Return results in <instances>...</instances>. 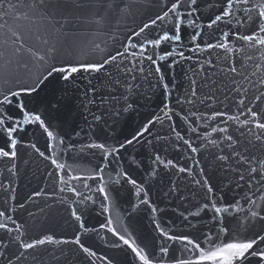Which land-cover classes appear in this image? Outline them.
I'll return each instance as SVG.
<instances>
[{"label": "snow or ice", "instance_id": "6c2138e0", "mask_svg": "<svg viewBox=\"0 0 264 264\" xmlns=\"http://www.w3.org/2000/svg\"><path fill=\"white\" fill-rule=\"evenodd\" d=\"M149 3L154 7L152 15L124 33L119 47L108 50L94 45L91 51L99 53L98 59L62 58L54 44L43 51L25 47L17 32L12 33L11 50L7 40L0 44V81L3 82L0 86V161L10 162L8 171L14 175L18 149L29 147L54 166L56 172L49 175H56L57 183L63 185L60 191L80 198L74 205L83 204L85 200L97 203L93 196L84 197L74 182L97 195L99 207L106 212L111 193L117 191L115 185L123 181L135 189L138 204L134 210L143 204L156 214L158 209L152 204L144 182H138L132 175L133 166L139 169L144 161L130 155L126 169L122 150L142 140L152 144L145 137L152 135L151 128L156 123H162L161 115L148 118L130 138L115 145L92 139L96 128L102 130L109 121L116 123L123 114L133 110L132 97L138 93L142 82L153 77L156 81L153 86L161 91L160 111L163 119L170 122L175 140L191 154L211 150L210 164L221 174L219 181L211 183L198 160L199 172L195 173L192 167L181 166L178 161L153 152L150 177L158 174L160 166L176 169L191 176L202 190L203 202L194 204V211L185 209L179 213L191 231L173 232L154 221L159 236L146 241L126 228L127 235L122 234L112 226L111 218L106 224H100V229H106L117 238L111 247L123 250L126 246L135 264H264V0H34L32 7L45 10L43 18L55 24L59 35L67 36L65 29L73 22L101 31L117 15L144 16ZM7 7L12 6L0 0V10ZM57 15L60 20L55 19ZM118 39L120 37H113L114 41ZM185 49L197 55H185ZM214 51H217L216 57L212 55ZM205 53L202 58L201 54ZM193 61L187 89L174 95L178 91L174 68ZM29 64L36 70L34 74ZM220 64L224 67H219ZM249 66L253 69L251 72H248ZM211 69L216 71H209ZM22 72L27 75L26 79ZM77 76L86 80L79 99L80 107L88 112L91 120H85L87 131L74 129L73 134L80 137L83 132L88 136L91 142L81 146L80 151L98 150L101 160L89 175H73L76 169L60 162L63 152L75 146L65 145L59 131L64 97L45 91L54 78L58 77L67 85ZM237 77L241 82H237ZM94 80L97 83H93ZM221 95L223 101L219 99ZM197 104L204 111L193 112L191 109ZM218 104L222 107H217ZM178 128L184 129L185 134ZM30 129L33 136L39 131L45 137L44 151L36 143H26ZM187 133L193 136L185 138ZM110 166L116 172V179L110 177L106 181V169ZM89 181L95 183V188ZM10 188L11 184L0 183V189L7 192ZM234 189L243 196L227 200V192ZM257 192L261 193L258 198ZM141 195L143 199H139ZM2 204L7 205V200ZM12 211L0 207V264H47L45 257L48 261L57 259L56 249L47 246L68 244L76 246L87 264H94L92 258L100 259L103 264H114V257L98 256L91 245L82 242V236L95 233L97 229L86 226L83 212L76 206L71 207V216L78 230L70 239L56 238L52 234L33 237L26 223L18 222L9 214ZM59 253L63 256V249H59Z\"/></svg>", "mask_w": 264, "mask_h": 264}, {"label": "water", "instance_id": "95a60500", "mask_svg": "<svg viewBox=\"0 0 264 264\" xmlns=\"http://www.w3.org/2000/svg\"><path fill=\"white\" fill-rule=\"evenodd\" d=\"M34 0H6V3L12 7L0 10V44L4 41L9 42V50H11V41L13 39L12 33L17 32L25 47H32L40 51L45 50L48 46L56 45L60 50L59 54L62 58L75 56L80 59H98L99 53H93L91 49L95 44H99L101 48L111 50L114 46L119 47L123 38V34L128 32L129 29L134 28L137 24L141 23V19H147L152 15L154 7L149 3L145 7V15H136L135 17L115 16L111 19L109 25L97 31L94 26L88 24L78 25L75 22L71 27L66 28L67 36L59 35L56 31L54 23H49L44 19V11L41 8H33ZM38 2V0H37ZM151 9V10H149ZM48 11H51L49 7ZM7 12V15L4 13ZM56 20H60L57 15ZM62 22V21H61ZM206 23V21H205ZM120 37L118 40H113V37ZM47 40L48 44L44 41ZM185 55L196 56V53L184 50ZM202 58L205 54H201ZM213 57L217 56V51L212 53ZM222 56L223 53H220ZM24 59H28L27 52L24 53ZM146 67H147V62ZM193 62H184L178 64L174 68L175 83L178 85V91L174 95H179L188 87V78L192 76L191 66ZM29 67L32 68L31 64ZM219 67L223 68L224 65L220 64ZM253 69L251 66L248 72ZM35 68H32V73H35ZM209 71H216L211 69ZM24 78L27 75L22 72ZM171 79V75L169 76ZM197 79H199L197 77ZM237 82H241L237 77ZM0 81V86H2ZM97 83V81H93ZM156 81L153 77H149L147 81L142 82V86L138 93L132 97L134 108L132 111L123 114L120 120L116 123L109 121L108 126L102 130L96 128L92 133V139L97 142H107L110 145H115L118 142H123L125 138H130L138 128L151 118L153 115L160 114L162 123H156L151 128V136L146 134L145 140H151L152 144L146 143L144 140L140 144H133L128 146L127 150H122L123 166L127 169L128 157L130 155L136 156L138 159L144 161V165L132 171L133 178L138 182L143 181L146 189L148 190L149 198L153 205L158 209L156 214L151 212L147 205H139L135 189L131 185L123 183L115 185L117 191L111 193V199L108 202V211H102L99 207L100 198L83 188L81 184L76 183L77 190L80 191L84 197L93 196L97 203L92 204L91 201L85 200L83 204L74 205V201L80 198L71 192H61L60 188L63 185L57 183L56 175H49L55 173L56 170L51 165L49 160L40 157L33 149L29 147H20L18 149L19 159L15 161L16 170L13 175L8 171L11 167L10 162L0 161V183L11 184V188L6 192L0 189V207H8L13 209L9 214L18 222L26 223L30 229V235L39 237L45 234H52L56 238H71L78 230V224L71 216V207L76 206L78 210L83 212V219L86 221V226L89 228L97 229L95 233H88L82 236V242L86 245H91L93 250L98 253V256L108 255L114 259V264H135L134 257L130 250L123 246V250L111 247L112 244L117 242L114 237L106 229H100V224H106L107 220L111 218L112 226L115 227L122 234L126 228L128 232L134 236H138L141 240L151 241L157 238L159 233L155 230V222L161 224L166 230L173 232H188V229L179 216L180 212L185 209L194 211V204L202 203L200 199L201 189L194 183L193 178L187 173H179L176 169H165L163 166L158 168V174L150 177L149 165L151 164V154L159 152V154L166 159H173L178 161L181 166L192 167L193 172L198 173L199 167H203L205 173L210 177V182L217 184L220 178V173L211 167V156L209 151H203L200 154L189 153L182 143L177 142L170 131V122L163 119V114L160 109L161 104V91L158 87H154ZM86 80L83 76H77L76 80L70 84L65 85L58 77L52 79L46 87V93L54 92L57 96H63L62 107L59 112V131L64 136L65 145L73 144L75 147L66 149L60 156V162H65L71 165L75 172L73 175H89L98 163L101 162L98 150L85 149L80 151L81 146L91 142L88 136L81 133L80 137L73 134V130L79 131L81 128L87 131V124L85 120H91L88 112L80 107V96L85 87ZM246 86V85H245ZM223 101V96L219 97ZM224 103H228L225 101ZM186 108L190 106H185ZM217 107H222L220 104ZM193 112L204 111L203 107L197 104L191 109ZM92 111H95L93 108ZM173 120L179 124V120L173 117ZM182 135L185 130L178 128ZM200 130H204L203 121L200 122ZM210 131V128L208 129ZM159 136L161 139H156ZM193 136L192 133H187L185 138ZM195 139V137H193ZM26 143H36L41 151L45 150V137L39 131L33 136L31 129L29 130L26 138ZM180 143V147L176 145ZM196 143H199L198 141ZM195 146V145H194ZM62 148L64 146H61ZM95 153V155H93ZM48 155L49 153H45ZM194 157V158H190ZM199 161V167L196 166V161ZM111 177L112 180L116 179V172L110 166L106 169L105 180L108 181ZM67 178V177H65ZM196 178H199L197 176ZM95 188V183L89 181ZM173 184L175 190H173ZM34 193H40L35 196ZM239 193V195H237ZM260 192L256 193L258 198ZM15 197L11 199L10 197ZM236 196L237 199L243 196V193L238 189L227 192L226 199L231 201L232 197ZM31 197V199H29ZM183 197V199H182ZM143 199V195L139 197ZM7 200V205H3L2 201ZM64 201V202H62ZM264 203V202H262ZM24 207L21 208L20 205ZM247 208V205H244ZM242 215V214H241ZM191 220V217L189 218ZM207 217L204 218V221ZM193 224L197 221L192 220ZM200 227V225H197ZM49 249H56V260L48 261L47 264H87L72 244L68 245H49ZM59 249H63L64 255L61 256ZM94 264H103L98 258H92Z\"/></svg>", "mask_w": 264, "mask_h": 264}]
</instances>
